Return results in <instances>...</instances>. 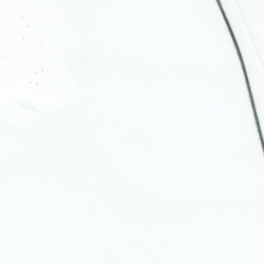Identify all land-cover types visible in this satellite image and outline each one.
Returning <instances> with one entry per match:
<instances>
[{
  "label": "snow or ice",
  "instance_id": "snow-or-ice-1",
  "mask_svg": "<svg viewBox=\"0 0 264 264\" xmlns=\"http://www.w3.org/2000/svg\"><path fill=\"white\" fill-rule=\"evenodd\" d=\"M0 264H264V0H0Z\"/></svg>",
  "mask_w": 264,
  "mask_h": 264
}]
</instances>
